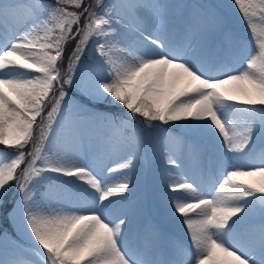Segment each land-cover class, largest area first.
I'll list each match as a JSON object with an SVG mask.
<instances>
[{
	"label": "snow or ice",
	"instance_id": "snow-or-ice-1",
	"mask_svg": "<svg viewBox=\"0 0 264 264\" xmlns=\"http://www.w3.org/2000/svg\"><path fill=\"white\" fill-rule=\"evenodd\" d=\"M0 146V264H264V0H0Z\"/></svg>",
	"mask_w": 264,
	"mask_h": 264
},
{
	"label": "rangeland",
	"instance_id": "rangeland-1",
	"mask_svg": "<svg viewBox=\"0 0 264 264\" xmlns=\"http://www.w3.org/2000/svg\"><path fill=\"white\" fill-rule=\"evenodd\" d=\"M184 2L197 3V2H199V0H184ZM209 2H212V3H223V2H227V0H209ZM0 147H2V146H0Z\"/></svg>",
	"mask_w": 264,
	"mask_h": 264
}]
</instances>
